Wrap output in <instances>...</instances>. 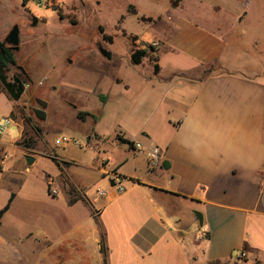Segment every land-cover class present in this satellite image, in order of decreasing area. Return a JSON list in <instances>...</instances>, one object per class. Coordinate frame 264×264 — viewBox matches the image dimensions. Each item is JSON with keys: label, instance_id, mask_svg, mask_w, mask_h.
<instances>
[{"label": "crops", "instance_id": "0c3cea01", "mask_svg": "<svg viewBox=\"0 0 264 264\" xmlns=\"http://www.w3.org/2000/svg\"><path fill=\"white\" fill-rule=\"evenodd\" d=\"M162 24L155 78L161 54L172 61L157 85L154 126L120 131L133 148L119 162L83 163V228L64 255H83V264H210L243 254L264 264V0H182ZM115 83L129 89L121 77ZM15 105L0 90V119ZM153 147L161 157L149 169ZM41 160L62 192L79 187L70 185L74 162ZM80 202L66 198L68 207Z\"/></svg>", "mask_w": 264, "mask_h": 264}, {"label": "rangeland", "instance_id": "374dc122", "mask_svg": "<svg viewBox=\"0 0 264 264\" xmlns=\"http://www.w3.org/2000/svg\"><path fill=\"white\" fill-rule=\"evenodd\" d=\"M181 2L0 0V42L13 26L19 29L15 65L6 77L24 81L13 122L0 141V209L15 194L0 218V264H83V255H64L70 248L66 241L83 228V163H93L98 155L119 162L130 151L118 142L120 131L145 132L154 126L149 116L158 110L159 82L169 74L165 62L172 61L171 53H162L164 71L155 78L160 35L166 30L162 23ZM135 50L146 52L137 66L130 60ZM103 51L110 53L109 59ZM118 77L127 81L128 90L115 83ZM37 99L47 103L45 119L34 113L41 109ZM59 136L86 146L55 145ZM54 154L75 163L68 168L70 185L79 187H64L67 194L45 175L52 168L42 157L67 167ZM26 155L39 159L28 165ZM125 170L132 171L131 162ZM49 178L56 195L49 191ZM68 195L81 202L68 207ZM210 264L260 263L240 254L236 260Z\"/></svg>", "mask_w": 264, "mask_h": 264}, {"label": "trees", "instance_id": "16d2710c", "mask_svg": "<svg viewBox=\"0 0 264 264\" xmlns=\"http://www.w3.org/2000/svg\"><path fill=\"white\" fill-rule=\"evenodd\" d=\"M146 52L144 50H135L130 56V60L133 65H138L141 63V59L145 56ZM15 65V57L13 54V49L6 43V41L0 42V84L3 86L4 91L8 93L12 100H18L24 91V81H21L18 77H15L13 80H7L6 71L9 67ZM154 72H158V65L155 64L153 67ZM101 101H105L104 97H99ZM90 139V137H88ZM117 140L121 144H125L129 149L133 148V143L117 137ZM1 171V168H0ZM113 184V181H111ZM15 197L14 193H10L7 203L0 209V218L5 214L12 203ZM70 197V196H69ZM75 201L73 199L69 200V204H73ZM101 252L104 253L103 242L101 241Z\"/></svg>", "mask_w": 264, "mask_h": 264}, {"label": "built area", "instance_id": "2783aa9c", "mask_svg": "<svg viewBox=\"0 0 264 264\" xmlns=\"http://www.w3.org/2000/svg\"><path fill=\"white\" fill-rule=\"evenodd\" d=\"M13 122L11 117L3 118L0 119V141L2 139V136L6 133L7 127ZM55 145H67V144H72L73 146L79 147V148H84L86 144L78 143V141L70 139L66 136H59L54 140ZM135 149L140 150L141 146L139 144H135ZM160 157H161V151L158 147H153L150 148L146 152V161H147V166L149 169H153L156 166H158L160 162ZM53 159L59 161H62L61 158L57 157L55 154L52 156ZM112 180H113V186L117 188V191L119 193L123 192L124 187L121 184V180L118 176L112 174ZM47 185L49 187V191L51 192L52 195L57 194L56 188H54V180L49 178L47 181Z\"/></svg>", "mask_w": 264, "mask_h": 264}, {"label": "water", "instance_id": "95a60500", "mask_svg": "<svg viewBox=\"0 0 264 264\" xmlns=\"http://www.w3.org/2000/svg\"><path fill=\"white\" fill-rule=\"evenodd\" d=\"M36 23V21L34 20V24ZM6 43L14 50L17 51L18 50V44H19V29L18 26H13V28L10 30V32L8 33L6 39H5ZM102 55L105 56L107 59L110 58V53L108 52H102ZM23 72V71H22ZM36 102L40 105L41 109L39 110H35V115L37 118L39 119H45V113H44V109L47 106V103L43 100L37 99ZM25 162L28 165H31L34 162V158L31 156L26 155L24 158ZM195 216L197 217L198 223L201 225L202 224V216L200 213L195 212Z\"/></svg>", "mask_w": 264, "mask_h": 264}]
</instances>
